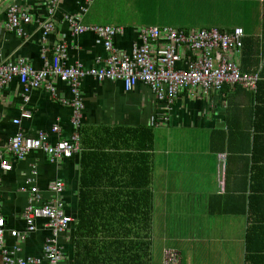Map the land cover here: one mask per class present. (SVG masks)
Wrapping results in <instances>:
<instances>
[{
  "label": "crops",
  "instance_id": "0c3cea01",
  "mask_svg": "<svg viewBox=\"0 0 264 264\" xmlns=\"http://www.w3.org/2000/svg\"><path fill=\"white\" fill-rule=\"evenodd\" d=\"M9 4L23 8L38 23L51 21L53 31L43 41L33 21L22 26L21 36L5 31ZM132 4L140 25L121 23L99 0H60L52 16L44 0H0V65L23 60L38 70L41 59L51 61L55 46L64 44V65L89 70L105 59L101 42L91 32L72 34L66 19L84 27L122 29L112 44L126 53L139 29L172 28L165 20L171 9L190 23L175 30L204 28L192 27L197 14L216 22L208 29L240 28L242 46L232 60L240 75L259 77L256 91L224 86L206 97L183 92L165 112L140 84L126 93L121 83L84 78L78 90L80 149L50 163L39 150L13 159L5 145L15 131L34 136L42 130L50 142L67 138L72 130L70 110L61 101L72 100L68 85L53 81L52 97L43 89L24 95L14 80L5 84L0 88V152L10 166L0 173V217L5 227L22 231L21 212L27 200L33 194L41 201L50 199L49 186L61 180L65 213L73 219L58 237L65 264H161L166 248L178 249L180 264H264V0H132ZM155 21L159 23L154 25ZM22 110L29 117H19ZM14 118L17 124L12 123ZM53 125H58V134L51 131ZM133 188H144L145 202L148 193L149 212L127 206ZM80 192L85 205L78 212ZM120 193L127 209L109 211L103 198ZM41 224L36 221V231L23 242L4 235V245L17 244L20 256H39L48 236Z\"/></svg>",
  "mask_w": 264,
  "mask_h": 264
},
{
  "label": "built area",
  "instance_id": "2783aa9c",
  "mask_svg": "<svg viewBox=\"0 0 264 264\" xmlns=\"http://www.w3.org/2000/svg\"><path fill=\"white\" fill-rule=\"evenodd\" d=\"M59 1L44 0L48 16H52ZM32 21L40 27L42 41L54 29L51 21L38 23L30 18L26 10L15 4L7 5L3 28L21 36L22 26ZM66 21L72 34L93 33L101 42L105 59L99 63L96 61L95 67L89 70L80 65L66 67L63 63L66 47L58 44L54 48L52 60L42 58L41 68L38 70L23 60L0 65V88L14 80L22 88L24 95L31 90L43 89L55 97L52 82L56 80L68 85L72 98L70 102L61 101L70 110L69 123L72 130L68 137L50 142L47 133L42 130H38L34 136H25L20 131H15L5 145L6 152L13 159L19 160L28 151L39 150L47 155L50 163H56L60 158L70 157L79 151L81 102L78 90L84 78L97 83H121L126 93L140 84L163 105L165 112L170 110L173 101L183 92L191 96L206 97L224 86L256 91L258 76L240 75L232 60L231 55L242 46L243 34L240 28L223 32L207 28L188 31L167 27L141 28L137 31V38L130 52L119 53L113 48L112 42L115 36L123 33L122 29L79 26L70 18ZM23 101H26L25 98ZM19 117L27 118L29 112L22 110ZM12 123L17 124L18 118H14ZM58 128V125H53L51 131L58 134ZM9 170L8 160L0 152V173ZM48 191L52 196L48 200L41 201L36 194L27 200L21 212L22 231L6 228L0 217V264H65L58 237L73 223V219L65 213L61 196L64 191L63 182L56 180ZM36 221H42L41 229L48 231V236L42 241L39 256H20L17 244L10 247L4 245V235L16 242H23L29 234L36 231ZM161 264H180V255L176 249L164 250Z\"/></svg>",
  "mask_w": 264,
  "mask_h": 264
},
{
  "label": "rangeland",
  "instance_id": "374dc122",
  "mask_svg": "<svg viewBox=\"0 0 264 264\" xmlns=\"http://www.w3.org/2000/svg\"><path fill=\"white\" fill-rule=\"evenodd\" d=\"M99 3L107 11H114V14L117 16V18L120 20L121 23L126 24V23L135 22L138 25H140V21L136 19V15H135V13H133V12H135V10L133 8L132 0H99ZM123 11L127 13L126 16H123V14H122ZM131 16H134V18H131ZM194 16H195L194 21H197V22L195 25L192 26L193 28H198V27H202V26L204 28H209V27H212L213 23L215 22V21L205 20L204 18H202V16L200 17L198 14L194 15ZM122 17H124V18H122ZM190 19L192 21L191 17H190ZM165 20H166L168 27H172V28H179V27L184 28L185 25H186V27H189V24H190V23H187L189 21V18L176 17V14L171 9L166 11V19ZM158 23L159 22L156 23V21H155L153 24L156 25ZM141 24H143V23H141ZM213 27L217 28L218 25L216 24ZM176 251H178V249H176Z\"/></svg>",
  "mask_w": 264,
  "mask_h": 264
},
{
  "label": "trees",
  "instance_id": "16d2710c",
  "mask_svg": "<svg viewBox=\"0 0 264 264\" xmlns=\"http://www.w3.org/2000/svg\"><path fill=\"white\" fill-rule=\"evenodd\" d=\"M258 79H259V77H258ZM257 85H258V83H257ZM256 89H257V86H256ZM133 189H134V191L132 192L133 198H132V200L129 201L127 206L131 210H134V211L137 209V210H141V211L147 210V212H149V207H151V202H149L148 193L146 195V202H145L144 188H133ZM139 189H142L141 192H138ZM82 196H83V193L80 192V197H79V201H78V212H80L81 209L83 208V205H85V204L81 203V198H83ZM123 196L124 195L120 193L119 195L111 196L110 200L108 199L107 195L103 198V200L107 199L106 201L109 203V211H124L125 208L127 209L126 204H124L125 202L122 201V199H121V197H123ZM112 213H114V212H112ZM79 221H80V215H79ZM166 249H169V248H166ZM166 249H164V250H166Z\"/></svg>",
  "mask_w": 264,
  "mask_h": 264
}]
</instances>
